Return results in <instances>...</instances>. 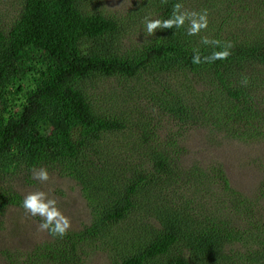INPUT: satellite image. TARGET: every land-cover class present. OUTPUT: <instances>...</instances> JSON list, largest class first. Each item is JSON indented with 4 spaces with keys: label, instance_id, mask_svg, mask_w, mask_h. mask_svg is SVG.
<instances>
[{
    "label": "trees",
    "instance_id": "obj_1",
    "mask_svg": "<svg viewBox=\"0 0 264 264\" xmlns=\"http://www.w3.org/2000/svg\"><path fill=\"white\" fill-rule=\"evenodd\" d=\"M88 1L23 0L10 25L0 18V218L16 204L17 179L40 168L73 180L89 210L87 224L63 237L47 230L19 263L86 264L100 242L109 264H259L264 178L260 194L246 197L221 163L186 162L180 139L197 128L264 146V0H145L156 19L177 3L207 11L208 28L158 29L129 52L116 40L117 20ZM229 43L226 59L192 63L194 52L203 58ZM114 80L132 88L117 96L119 107L94 91ZM139 93L149 101L143 110L177 130L163 139L162 126L140 127L129 105ZM140 149L146 166L136 171L122 153ZM231 242L253 249L231 254Z\"/></svg>",
    "mask_w": 264,
    "mask_h": 264
},
{
    "label": "rangeland",
    "instance_id": "obj_2",
    "mask_svg": "<svg viewBox=\"0 0 264 264\" xmlns=\"http://www.w3.org/2000/svg\"><path fill=\"white\" fill-rule=\"evenodd\" d=\"M145 0H89L87 6L89 10H98L115 18L121 28L120 37L116 38L121 49L127 52L140 49L148 42L144 35L147 34L143 20L148 16L151 9L150 3ZM23 0H0V18L5 25H10L18 16L22 9ZM143 5V6H142ZM142 6V7H141ZM141 7V9H140ZM125 50V51H126ZM141 77V76H140ZM161 81V80H160ZM140 82V81H139ZM139 82H135L136 85ZM102 87V86H101ZM132 88L127 87L117 80L106 85L105 93H99L100 88L94 90L103 96L108 102H113L119 107L117 96L122 90L128 91ZM136 90V89H135ZM117 91V92H116ZM135 103L136 113H141L138 124L145 130H157L155 125L162 126L161 137L164 139L171 132L177 130L171 124L158 117L156 109L145 111L143 108L149 106V101L141 93L131 98ZM158 132V130H157ZM121 145L129 140L120 136ZM181 145L189 150L186 162L196 159L204 165L211 161L221 163L223 172L226 174L229 186L236 189L244 196L250 197L252 194H260L262 190H256L264 178V146L258 144H241L238 141L225 140L224 138H209L206 132L199 129L182 130ZM104 150V149H103ZM132 162V169L142 170L146 166L142 159V149L132 154L123 152ZM263 184V183H262ZM18 196L16 204L11 206L0 218V264H20L18 258H25V253L30 248L49 239L50 234L47 230L41 229L39 215L32 216L21 205L23 198L35 191H43L47 198L56 201V206L66 216L71 223V230L80 229L83 224L89 221V210L83 199L79 186L70 178H63L56 173H49V180L41 182L30 177L28 182L17 179L15 182ZM262 188V186H261ZM9 191L8 184L3 187ZM263 189V188H262ZM199 199V197H196ZM247 240L249 238L245 236ZM114 238H110L112 242ZM231 254L235 251L243 255L241 250L249 249L253 244L243 242L230 243ZM246 244V245H245ZM99 242L97 250L89 251L86 264H109L107 261L106 247ZM259 264H264V259L259 260Z\"/></svg>",
    "mask_w": 264,
    "mask_h": 264
},
{
    "label": "clouds",
    "instance_id": "obj_3",
    "mask_svg": "<svg viewBox=\"0 0 264 264\" xmlns=\"http://www.w3.org/2000/svg\"><path fill=\"white\" fill-rule=\"evenodd\" d=\"M186 21L189 24V27L186 29V35L195 36L208 28V13L207 11L200 13L182 11V5L177 3L174 5L172 15L169 18L162 20L148 15L144 17L143 25L146 32L149 35H153L158 29H172L174 27L180 29L184 27ZM201 43L204 45L220 46V41L209 40L207 37H202ZM230 47L231 44L229 43L223 50L213 51L211 55L204 56L203 58L199 51H196L193 54L192 63H212L216 60H224L230 55L228 50ZM34 179L47 182L49 180L48 170L46 168L34 170ZM21 206L32 216L39 215L42 218L41 229L48 230L54 236L63 237L71 227L70 220L56 206V201L48 199L47 194L43 191L27 194L23 198Z\"/></svg>",
    "mask_w": 264,
    "mask_h": 264
}]
</instances>
